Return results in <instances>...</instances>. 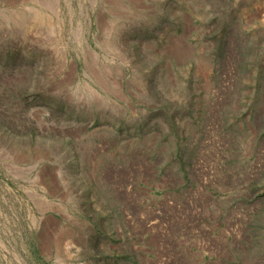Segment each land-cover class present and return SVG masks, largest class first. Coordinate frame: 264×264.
<instances>
[{
	"label": "rangeland",
	"instance_id": "1",
	"mask_svg": "<svg viewBox=\"0 0 264 264\" xmlns=\"http://www.w3.org/2000/svg\"><path fill=\"white\" fill-rule=\"evenodd\" d=\"M0 264H264V0H0Z\"/></svg>",
	"mask_w": 264,
	"mask_h": 264
}]
</instances>
